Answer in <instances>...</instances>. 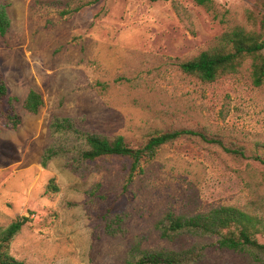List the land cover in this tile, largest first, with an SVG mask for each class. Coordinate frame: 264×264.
<instances>
[{
    "label": "rangeland",
    "instance_id": "374dc122",
    "mask_svg": "<svg viewBox=\"0 0 264 264\" xmlns=\"http://www.w3.org/2000/svg\"><path fill=\"white\" fill-rule=\"evenodd\" d=\"M87 1L0 0L11 20L0 34V79L19 99L15 110L0 99V229L29 218L9 253L26 264H124L135 237L176 249L203 240L161 239L155 226L168 210L195 214L228 204L264 221V163L255 158L264 159V85L253 81L259 57L212 82L180 67L219 48L232 28L253 29L264 0H213L212 8L194 0H99L74 11ZM32 89L44 97L37 114L23 106ZM8 112L20 115L16 128ZM53 114L84 117L132 147L176 129L207 138L186 134L163 145L125 186L127 156L97 159L85 175L62 158L43 167ZM108 209L127 216L125 236L105 232ZM255 237L264 243V233ZM197 264L264 262L251 251L212 246Z\"/></svg>",
    "mask_w": 264,
    "mask_h": 264
},
{
    "label": "trees",
    "instance_id": "16d2710c",
    "mask_svg": "<svg viewBox=\"0 0 264 264\" xmlns=\"http://www.w3.org/2000/svg\"><path fill=\"white\" fill-rule=\"evenodd\" d=\"M99 0H88L75 7L74 11ZM157 1V0H150ZM206 8L213 7V0H194ZM69 12V11H65ZM11 20L5 5H0V34L9 31ZM264 16L258 20L255 27L247 30L236 26L222 36L219 48L204 50L198 55L181 62V69L195 75L203 81L212 82L227 74L237 72L248 56H257L254 64L253 81L255 85H264ZM7 98L12 110L18 97L10 96L4 79H0V99ZM44 105V97L37 90H30L23 101V106L29 113L37 114ZM8 123L16 128L21 118L18 113H7ZM49 131L52 141L45 147L41 164L46 167L50 161L62 158L65 166L78 175H85L97 159L108 156H127L132 159L127 173L125 186L133 182L136 171H142V161L154 159L159 149L174 142L183 135H200L197 131L176 129L152 135L139 147L130 146L121 134L100 132L86 125V119L80 116L53 114L49 120ZM225 150L244 155L240 149L225 147ZM264 163V159L256 156ZM49 190L56 192L58 186L54 178L50 180ZM98 190V189H97ZM96 194V191L91 192ZM29 220L20 216L7 227L0 229V264H26L9 253V246L14 237L19 234ZM107 234L125 236L128 233L127 216L108 209L104 215ZM160 238L174 243L182 236L202 238L191 245L176 249L165 245L147 247L142 237H135L130 243L124 264H197L202 261L208 248L218 246L234 251H251L256 260L264 262V243L255 237L264 233L263 219L236 205L222 204L208 211L195 214L178 213L174 210L165 212L156 223ZM206 238V239H205ZM211 240V241H210Z\"/></svg>",
    "mask_w": 264,
    "mask_h": 264
}]
</instances>
